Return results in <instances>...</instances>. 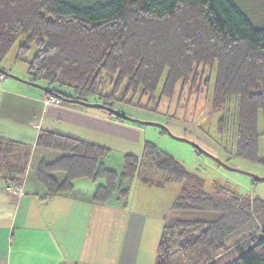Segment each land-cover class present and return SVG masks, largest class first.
Returning <instances> with one entry per match:
<instances>
[{
    "label": "trees",
    "instance_id": "obj_1",
    "mask_svg": "<svg viewBox=\"0 0 264 264\" xmlns=\"http://www.w3.org/2000/svg\"><path fill=\"white\" fill-rule=\"evenodd\" d=\"M19 39L16 61L31 45L38 49L28 63L29 81L45 86V97L88 103L98 96L112 108L123 85L124 96L153 101L163 78L160 98L167 100L179 85L199 95L213 83L219 134L232 139L236 158L264 165V28H255L234 0H0V64ZM103 75L116 77L108 97L99 94ZM30 154L0 140L5 188L26 175V183L32 177L52 197L72 194L76 181L88 180L96 186L94 203L126 206L136 180L180 185L172 209L186 217L163 227L155 264H264V240H257L261 229L264 234V200L217 185L206 193L202 181L151 143L140 156L119 161L108 148L41 132L29 162Z\"/></svg>",
    "mask_w": 264,
    "mask_h": 264
},
{
    "label": "crops",
    "instance_id": "obj_2",
    "mask_svg": "<svg viewBox=\"0 0 264 264\" xmlns=\"http://www.w3.org/2000/svg\"><path fill=\"white\" fill-rule=\"evenodd\" d=\"M44 98V92L20 81H1L0 140L31 150V159L41 132L105 147L112 153L119 149L122 156L141 155L143 146L134 153L132 145H113L127 142L114 131L127 128L121 121L78 104L46 106ZM1 177L0 264H133L123 254L125 231L131 227L128 205L94 203L96 186L86 180L76 181L72 194L47 197L33 180L24 186L22 180L16 184L22 189L19 193L8 192ZM131 224L137 227V220Z\"/></svg>",
    "mask_w": 264,
    "mask_h": 264
},
{
    "label": "rangeland",
    "instance_id": "obj_3",
    "mask_svg": "<svg viewBox=\"0 0 264 264\" xmlns=\"http://www.w3.org/2000/svg\"><path fill=\"white\" fill-rule=\"evenodd\" d=\"M234 1L243 9L255 28H264V0ZM23 43L24 39L17 41L9 55L0 64V69L27 81L16 74L29 78L28 63L36 56L38 49L35 45H31L30 51L23 61H16L18 48ZM5 79L14 80L6 77ZM115 80L116 77L101 76L99 94L106 97L112 95L115 89ZM163 85L164 78L161 80L153 101L149 97L139 94L134 96L129 93L124 96V85L114 94V101L109 102L112 109L146 124L121 121L127 128H118L114 131L127 142L113 145H132L130 152L135 153L140 151L144 144L151 143L181 163L195 180L202 181V189L206 193H213V188L217 185L242 196L264 200V181L255 180L256 177L264 178V165L251 164L236 158L235 144L232 139H229L227 134L221 136L218 132V123L222 114L213 112L211 106L213 83L209 93L199 95L191 94L188 88L183 89L179 85L172 100L160 98ZM123 99L124 101H122ZM88 103L100 104L99 97H90ZM62 104L66 106L65 101ZM90 109L108 115L107 111L103 109ZM259 131L261 133L260 160L264 161L263 113L260 114ZM113 155L120 161L122 151L115 149ZM32 158L34 159V157ZM30 159L31 155L29 162ZM219 162L223 164L221 165ZM26 178L25 175L22 179V186ZM31 179L32 177L29 181ZM191 185H196L195 181ZM180 188L181 186L177 184L158 188L138 180L132 183L127 209V211L132 209L129 212L131 213L129 223L131 227L126 228L123 250V254H128L130 257L131 263L154 264L163 227L174 226L177 220L186 217V215L177 214L172 209L174 201L180 193ZM226 193H228L227 190L222 191L221 197H225ZM132 219L134 223L137 220V227L132 228ZM262 230L258 233V241L264 240V234H261Z\"/></svg>",
    "mask_w": 264,
    "mask_h": 264
},
{
    "label": "water",
    "instance_id": "obj_4",
    "mask_svg": "<svg viewBox=\"0 0 264 264\" xmlns=\"http://www.w3.org/2000/svg\"><path fill=\"white\" fill-rule=\"evenodd\" d=\"M0 74L6 78H11V79H14V80H17V81H20V82H23L27 85H30L34 88H37L39 90H41L42 92L44 93H49L50 91L47 90L45 87H42L40 85H37L35 83H32L30 81H23L19 78H17L16 76L12 75V74H9L7 72H5L4 70L0 69ZM63 101L67 102V103H72V104H78V105H81V106H84V107H87V108H97V109H103L105 111H107L109 114H112L118 118H120L121 120L123 121H129V122H133V123H137V124H146V123H143V122H140V121H137V120H133L123 114H121L120 112L112 109L111 107H108V106H105L103 104H89L87 102H81V101H76V100H71V99H64ZM159 127H161V125H158ZM166 131H168L166 129ZM169 132V131H168ZM170 133V132H169ZM221 165L223 163L219 162ZM225 168L229 169V170H232L231 168L227 167L226 165H223ZM256 181H264V178H255Z\"/></svg>",
    "mask_w": 264,
    "mask_h": 264
},
{
    "label": "built area",
    "instance_id": "obj_5",
    "mask_svg": "<svg viewBox=\"0 0 264 264\" xmlns=\"http://www.w3.org/2000/svg\"><path fill=\"white\" fill-rule=\"evenodd\" d=\"M4 79H5V77L0 74V81H3ZM44 102H45L46 106H56L57 107V106H60L62 104V102H64V101L62 99L58 98L57 96L52 95L49 97H45ZM25 183H26V181H24V185H25ZM5 189L8 192H14V193H19V191L22 190V189H18L14 185L8 186Z\"/></svg>",
    "mask_w": 264,
    "mask_h": 264
}]
</instances>
